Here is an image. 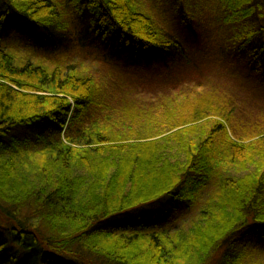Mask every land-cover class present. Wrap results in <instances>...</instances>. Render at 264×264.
Masks as SVG:
<instances>
[{
  "label": "trees",
  "instance_id": "trees-1",
  "mask_svg": "<svg viewBox=\"0 0 264 264\" xmlns=\"http://www.w3.org/2000/svg\"><path fill=\"white\" fill-rule=\"evenodd\" d=\"M202 1L221 10L204 45L202 13L172 35L138 0H0V264H264V111L247 118L201 82L220 69L264 97V0ZM8 35L126 53L184 99L113 107L63 57L17 65Z\"/></svg>",
  "mask_w": 264,
  "mask_h": 264
},
{
  "label": "rangeland",
  "instance_id": "rangeland-1",
  "mask_svg": "<svg viewBox=\"0 0 264 264\" xmlns=\"http://www.w3.org/2000/svg\"><path fill=\"white\" fill-rule=\"evenodd\" d=\"M182 1L183 4L181 5L179 0H138L141 10L143 12L146 11L150 16H152L154 22L158 26L157 28H161L164 32H168L172 35H175L179 29L184 27L179 22L175 21L182 19L183 17L187 19L186 15L192 18L195 15L198 17V15L202 13V16H200V23H196L195 21L196 24H194L197 28V36L200 37V40L197 41L201 45L206 44L209 41L206 39L210 37L212 32H208V29H206L203 25L208 24L209 27L217 26L216 16L220 10L218 4L210 1L203 2L202 0ZM190 8L194 10L193 15H190V12L187 11L190 10ZM68 14L69 16L65 17V19L69 22L72 19H76L72 11ZM7 31H17V27L14 24H11L8 26ZM65 31L72 34L69 26L65 29ZM212 31L215 34V31ZM75 33L76 31L74 34ZM4 37L5 34L3 38ZM74 37L75 36H66V40H69L67 43V50L62 52L63 49L60 48V53L54 52L52 55L51 52L42 53L37 51L34 48L35 46L33 43L23 41V39H17L12 37V35H8L5 38L4 44L7 49L15 55L14 57L16 58L17 65L41 64L44 67L51 68V66H55L56 64L53 63L54 65H51L48 57L54 59L63 57L64 64L60 63L57 65H60L62 69H67L68 66H75L77 67L76 71L78 73L92 77L95 81H97V85L101 86L104 98L110 97V99H107V102L113 107L130 106L147 110L151 107L157 108V106H160L161 103L182 104L184 98L180 94H184L183 89L186 85L184 82L177 87L173 85V88L168 84L161 85L160 83L164 82L168 76V72L165 68H161V70H156V68L153 70H145L146 67L140 63L138 64V62H135L134 60H128V57L125 55L126 53H124L123 57L128 65L121 61L122 59L117 62H112L108 59L109 56L106 58V56L100 53L99 48L96 47H94V51H92V53L80 52L77 49L76 42L72 41ZM61 41L62 40L59 39V43H61ZM44 44L42 43L40 45L43 46ZM31 51H33V53H31ZM232 72L235 73L236 70H232ZM154 73H156L155 76H153ZM220 73V69L216 71L211 68L206 73L201 74L203 88L213 91V95L215 94L214 89H217V93L221 94V96H223L222 93H224L223 91L226 89H229V91L232 92L234 91L237 95V99L235 100L236 106L238 110L243 111L245 117L248 116L247 118L254 116L260 109L264 111V97H252L251 95L253 92L250 87L244 85L241 86L242 88L240 89L237 81L235 82L234 79L231 78H227V80L224 78L225 76ZM198 75L199 74H191L188 78L196 80L198 79ZM117 95H124L125 97ZM120 98L124 100H121L120 102ZM92 108L95 109V107ZM90 115L92 117H97L99 114L96 115V111L92 110ZM239 115L241 116V114ZM241 119H243V117H241Z\"/></svg>",
  "mask_w": 264,
  "mask_h": 264
}]
</instances>
